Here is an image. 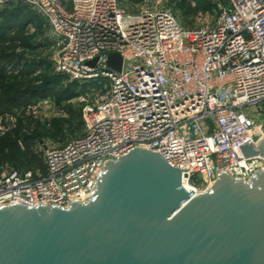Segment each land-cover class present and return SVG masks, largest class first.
Wrapping results in <instances>:
<instances>
[{
  "label": "built area",
  "instance_id": "1",
  "mask_svg": "<svg viewBox=\"0 0 264 264\" xmlns=\"http://www.w3.org/2000/svg\"><path fill=\"white\" fill-rule=\"evenodd\" d=\"M8 3L49 26L57 73L109 88L85 104V134L45 149V175L0 165L1 206L87 202L104 163L134 147L184 168L203 192L214 171L248 182L264 171L262 154L239 148L264 139V0H220L217 21L194 28L161 1L137 14L119 0H0ZM110 52L122 56L120 72L106 66Z\"/></svg>",
  "mask_w": 264,
  "mask_h": 264
},
{
  "label": "water",
  "instance_id": "2",
  "mask_svg": "<svg viewBox=\"0 0 264 264\" xmlns=\"http://www.w3.org/2000/svg\"><path fill=\"white\" fill-rule=\"evenodd\" d=\"M122 62L110 52L105 64ZM239 148L264 157V139ZM104 167L87 202L0 205V264H264V171H214L203 192L145 146Z\"/></svg>",
  "mask_w": 264,
  "mask_h": 264
},
{
  "label": "rangeland",
  "instance_id": "3",
  "mask_svg": "<svg viewBox=\"0 0 264 264\" xmlns=\"http://www.w3.org/2000/svg\"><path fill=\"white\" fill-rule=\"evenodd\" d=\"M156 1L184 27L212 25L218 19L220 0H119L134 14ZM33 14L17 3L0 6V165L38 177L46 173L47 147L85 134L84 106L101 100L109 81L73 80L57 73L49 26Z\"/></svg>",
  "mask_w": 264,
  "mask_h": 264
},
{
  "label": "trees",
  "instance_id": "4",
  "mask_svg": "<svg viewBox=\"0 0 264 264\" xmlns=\"http://www.w3.org/2000/svg\"><path fill=\"white\" fill-rule=\"evenodd\" d=\"M19 7H26L25 5H22V4H18ZM31 12V11H30ZM33 14V12H31ZM34 15V14H33ZM35 16V15H34ZM21 171H25L24 169H22Z\"/></svg>",
  "mask_w": 264,
  "mask_h": 264
},
{
  "label": "bare ground",
  "instance_id": "5",
  "mask_svg": "<svg viewBox=\"0 0 264 264\" xmlns=\"http://www.w3.org/2000/svg\"><path fill=\"white\" fill-rule=\"evenodd\" d=\"M186 184L188 185V186H191V187H193L190 183H187V181H186Z\"/></svg>",
  "mask_w": 264,
  "mask_h": 264
}]
</instances>
